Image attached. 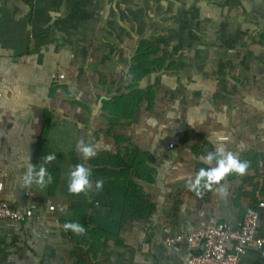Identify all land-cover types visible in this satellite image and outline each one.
<instances>
[{
	"label": "crops",
	"instance_id": "1",
	"mask_svg": "<svg viewBox=\"0 0 264 264\" xmlns=\"http://www.w3.org/2000/svg\"><path fill=\"white\" fill-rule=\"evenodd\" d=\"M156 31L162 32L161 46L175 42L195 52L225 47L263 51L264 0H166V7L161 0H0V200L21 210L36 207L25 223L0 219V264H187L200 253L201 244L167 246V238L218 223L237 228L245 212L264 202V100L235 86L240 98L258 107L259 129H233L229 133L235 136L207 130L194 144L175 141L178 136L156 137L163 126L135 127L134 134L118 129L153 157L155 181L144 187L147 217L125 223L116 239L91 238V227L82 236L63 229L60 221L70 207L68 174L75 160L87 162L76 151L77 142H90L97 154L116 148L103 132L96 136L102 127L94 130L91 106L71 109L69 88H62L56 78L62 49H81L87 59L88 49L92 54L95 49L103 61L104 49L122 48L127 50L122 57L130 59L142 40L156 48ZM63 66L69 68L67 62ZM168 133L186 131L176 126ZM152 135L156 141H146ZM227 136L235 138L227 148L239 157L255 153L250 160L256 168L233 181L226 177V196L212 191L198 198L186 184L194 179L197 165H205L199 157ZM48 154L56 159L43 163ZM29 163L37 170L43 165L57 179L54 196L48 194L49 184L43 190L35 184L21 187ZM258 234L264 236V210L259 211ZM239 264H264V246L249 247Z\"/></svg>",
	"mask_w": 264,
	"mask_h": 264
},
{
	"label": "rangeland",
	"instance_id": "2",
	"mask_svg": "<svg viewBox=\"0 0 264 264\" xmlns=\"http://www.w3.org/2000/svg\"><path fill=\"white\" fill-rule=\"evenodd\" d=\"M156 34L153 37V42L156 48L161 49L162 32L156 31ZM225 44L227 45L228 41H225ZM172 45L180 44L174 42ZM62 51L67 53L68 58H65V53L62 52V69L57 72L59 74H56V78L62 88L66 86L69 88L66 95L69 94L71 97L68 101L72 106L71 109L74 107L73 105H76L74 108L78 107L79 110H84V104L91 106L92 112L89 109L88 112L95 114L92 117L94 130L105 128L106 121L99 118L102 112L100 98L102 96L111 97L110 94L114 91H116V95L122 92L127 93L125 87L129 79L127 80L126 68L130 59L128 55L125 58L122 57V53L127 50L114 47L104 49V52L107 53L103 56H107L105 61H102L101 58V61L99 60V54H95V49L93 54L88 49V59L82 56L81 49H62ZM262 52L264 50L228 49L227 47L225 49H202L200 52H195V49H183L182 55L186 57V60L177 74L172 76L155 75L140 84L141 87L148 85L155 87V107L150 113L142 109L133 123L125 128L124 133L128 131V133L134 134L135 127L144 125L157 127L158 130L163 126L162 132L156 137L166 138L169 135L171 140L178 136L177 139H174L175 141L180 143L190 141L194 144L201 140H199L198 134H203L207 130L217 132H213L215 136L221 135L218 132L235 136V134L229 133L233 129L237 131L243 128L244 131L245 126L254 128V130L259 129L261 116L255 113V109L257 110L258 107H252L240 98L241 92L240 90L237 92L235 86L264 100L262 91L264 58ZM65 62L69 65L68 69L63 66ZM68 83H71V86ZM123 83L125 85L121 86ZM123 87L125 91L122 90ZM113 96L115 95L113 94ZM214 109L215 113L212 112ZM204 111L205 113L201 114ZM94 119L97 120L94 121ZM262 120L263 122H261L264 123L263 118ZM200 123L203 124L202 127L197 128L196 126ZM176 126L183 128L186 133L169 134L171 130L168 133V129ZM127 138L132 141V138ZM222 138L225 139L224 143L228 147L235 139L228 136ZM146 141L154 142L156 139L152 135L151 139Z\"/></svg>",
	"mask_w": 264,
	"mask_h": 264
},
{
	"label": "trees",
	"instance_id": "3",
	"mask_svg": "<svg viewBox=\"0 0 264 264\" xmlns=\"http://www.w3.org/2000/svg\"><path fill=\"white\" fill-rule=\"evenodd\" d=\"M182 52L180 45L171 46L167 43L158 49L147 40L140 41L137 49H134L127 70V76L131 79L125 87L127 93H118L102 100L101 117L106 121V126L95 133L97 136L99 132H103L113 142L116 150H102L85 164L91 169L93 185L96 180L102 179L103 189L97 192L93 187L86 194H70V207L60 221L62 224L79 222L86 230L91 227V238L116 239L125 223L147 217L150 205L144 187L153 185L155 181V170L151 166L153 157L140 150L118 129L130 126L142 109L148 113L154 110L155 87H141L140 82L155 75L177 74L186 60ZM253 154V151H249L239 157L242 161L250 162L247 173L256 168L250 160ZM79 163L81 162L74 161L75 165ZM202 167L206 166L197 165V172ZM227 178L233 181L239 176L232 174ZM56 184L57 179L49 184L50 196H54Z\"/></svg>",
	"mask_w": 264,
	"mask_h": 264
},
{
	"label": "clouds",
	"instance_id": "4",
	"mask_svg": "<svg viewBox=\"0 0 264 264\" xmlns=\"http://www.w3.org/2000/svg\"><path fill=\"white\" fill-rule=\"evenodd\" d=\"M162 6L166 7V0H161ZM264 103V102H261ZM76 151L83 161L94 158L97 154L96 146L83 139L76 144ZM56 159L55 154H48L43 158V163H49ZM199 159L207 165L202 167L196 173L194 179H190L186 187L193 192L196 197L203 198L205 193L216 191L221 197L227 195L226 189L223 187V181L228 175H237L243 177L246 175L250 167V162L240 160L237 153L229 150L226 143L219 142L216 144L214 151H210ZM21 187H29L35 184L39 189L43 190L48 184L52 183L53 177L48 173L47 168L43 165L37 168L31 163L28 164L24 175L20 178ZM67 191L73 196L86 194L93 190L99 192L103 189L104 181L98 179L94 182L91 179V169L85 166V163L75 165L69 172L67 177ZM63 229L70 231L76 235H84L85 227L79 222H66Z\"/></svg>",
	"mask_w": 264,
	"mask_h": 264
},
{
	"label": "built area",
	"instance_id": "5",
	"mask_svg": "<svg viewBox=\"0 0 264 264\" xmlns=\"http://www.w3.org/2000/svg\"><path fill=\"white\" fill-rule=\"evenodd\" d=\"M35 208L29 205L27 210H21L0 200V219L22 224L34 217ZM260 210H264V202H259L255 208L245 212L237 228L218 223L213 227L167 238L165 244H201L200 253L190 257L187 264H239L249 247L260 250L264 246V236L258 234Z\"/></svg>",
	"mask_w": 264,
	"mask_h": 264
}]
</instances>
